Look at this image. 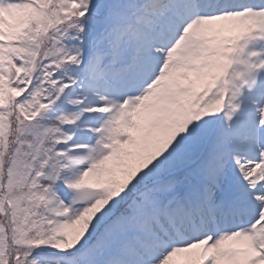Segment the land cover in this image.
<instances>
[{
    "label": "rangeland",
    "instance_id": "rangeland-1",
    "mask_svg": "<svg viewBox=\"0 0 264 264\" xmlns=\"http://www.w3.org/2000/svg\"><path fill=\"white\" fill-rule=\"evenodd\" d=\"M144 1L126 0L112 23L103 7L104 35L90 38L84 63L60 74L57 99L71 113L65 118L68 132L53 148L61 169L40 196L48 223L34 229L27 217L19 234L0 222V233L6 234L0 239V264L27 263V246L36 245L45 252L33 264H151L162 250L166 254L159 264H264V210L250 217L247 211L244 217L250 221L244 227L207 235L194 246L181 244L188 236L176 224L161 223L162 231L153 234L157 213L169 208L181 212L177 208L182 201L198 203L210 196L219 210L225 197L236 204L234 197L244 190L248 202L264 203V184L247 185L260 176L258 167H243L252 161L253 149L247 145L254 138L250 146L260 147L264 137V20L257 15L261 8L232 10L214 20H204L211 13L199 20L186 14L181 22L175 14L152 12ZM181 4L176 3V12L184 7ZM45 16L30 0H0V105L12 95L7 42L34 36L26 31L35 18L39 28L48 29L51 23ZM87 41L83 36L66 37L78 56ZM106 43L118 48L109 50ZM144 76L148 81L140 88ZM226 79L230 88L220 100L218 91L213 102L198 97ZM180 85L190 92L174 90ZM197 110L208 112L211 118L204 121L210 120L213 134L184 140L195 133ZM8 119L0 130V186L30 174L25 151L29 138L17 141ZM179 168L178 174L157 181L158 175ZM132 173L153 182L128 215H113L114 200L122 193L119 186L126 185ZM22 200L30 209L28 195ZM3 201L2 196L0 204ZM237 211L242 214L241 202ZM157 239L164 245L152 249L148 241ZM70 249L76 253L69 254Z\"/></svg>",
    "mask_w": 264,
    "mask_h": 264
},
{
    "label": "trees",
    "instance_id": "trees-1",
    "mask_svg": "<svg viewBox=\"0 0 264 264\" xmlns=\"http://www.w3.org/2000/svg\"><path fill=\"white\" fill-rule=\"evenodd\" d=\"M44 42V46L37 52V55L38 54H43L42 55V58H48L50 55H52L51 53L53 54H57V52L55 51V48L58 47V44H56L54 46V44L56 43V40L52 39L48 42V37L46 38ZM20 44V43H18ZM51 52V53H50ZM61 53H62V50H61ZM14 55V53H13ZM14 81H15V78H14ZM11 83H13V80L11 79ZM21 97V96H20ZM18 97L17 96H14V97H11L10 98V103L11 105L9 106V104H6L5 105V108L6 109V114H5V119L7 120L8 118V121H10V124H12L13 126V129H14V132L15 134L19 137H16V140L19 141V142H22L24 143L23 140L26 141L25 138H30L31 137V134H30V130H28L24 125H22V121L20 119V117L17 115V113L21 114L24 116V118L27 120V122L29 123V125L33 126L35 128V134H40L41 130L44 131V129L47 131L48 130V127L46 125V120L43 118L42 116V111L41 109L43 108L42 106H40V104H37V105H34L33 107L30 108L27 107V111L23 110L22 107L19 106V104H24L26 102V98L25 97ZM8 103V102H6ZM17 112V113H16ZM44 128V129H40V128ZM0 130L2 131L3 130V126L0 124ZM28 132H29V135H28ZM2 135H5L3 133H1ZM47 136H46V133L44 131V134L42 135L41 139H40V145H38V147L42 150V153H39L40 154V158H41V155L42 156H45L47 155V148L48 150L50 149L51 145H52V141L49 140L48 138L45 139ZM18 138V139H17ZM4 142H3V147L6 146L7 144V137L4 136L3 138ZM17 144V142L15 143V145ZM22 152H23V149H22ZM49 155V153H48ZM51 161H52V158H51ZM43 162H46L45 160ZM53 168H54V171L56 170V162H51ZM48 166V164H46L44 167ZM52 166L49 164V166L47 167V170L48 168H50V170L52 168ZM42 168L43 171H45V168ZM42 170L40 171V173L42 174ZM46 170V172H47ZM42 176H44L46 178V175L45 174H42ZM42 177L38 176V181L34 184L33 186V189H41L42 186L44 184H41ZM41 179V180H40ZM54 177H50L49 178V182L53 181ZM23 185H27L25 182H22ZM138 185H140V181L138 179V177H134V179L132 178L131 181L129 182V184L127 185L126 187V191L123 192L119 198L116 199V207H117V211L118 212H123L125 210V205L127 204V197L129 196L130 194V191H128V187L131 188V187H137ZM128 191V192H127ZM112 192V188L110 189V194ZM42 194V189L39 191V196ZM40 203H38L39 205ZM35 210V208H34ZM33 213L35 214V216H30L28 215V224L31 225V228L34 227V223L35 222H39L41 221V223L43 222L44 224V220L45 218H43L39 212H34ZM30 214V213H29ZM11 221L13 222V217L11 219ZM2 222V221H0ZM24 224H25V219L23 218L22 220L20 221H17V223L14 225L15 229H16V232H20L25 230L24 228ZM15 234V233H14ZM0 239H4L6 237V234L5 232H1L0 233ZM10 243V242H9ZM8 243V244H9Z\"/></svg>",
    "mask_w": 264,
    "mask_h": 264
},
{
    "label": "bare ground",
    "instance_id": "bare-ground-1",
    "mask_svg": "<svg viewBox=\"0 0 264 264\" xmlns=\"http://www.w3.org/2000/svg\"><path fill=\"white\" fill-rule=\"evenodd\" d=\"M257 15H258V17L260 19L263 18V20H264V8L263 9L261 8V10L257 13ZM214 19H217V15H214L211 20H214ZM168 215H169V217L171 219V222H173V223L175 222V223L180 224V225H182L183 223L184 224L185 223H188L189 220H190V218H191V217H188V216L186 217L185 214H183V213H179V214L171 213V214H168ZM205 216L206 215H203V217H202L203 218L202 227L200 228V226H197L198 229L200 228L201 230H203V229H206L207 228V226H208L209 223H208V221H207V219H206ZM155 229L156 230H155V232L153 234L158 233L160 231V228L158 226H156ZM193 241H195V240H193ZM148 243H149V245H151L150 247L152 249L157 248V245H159L155 240H150V241H148ZM191 243H193V242H191ZM191 243L188 246H191L192 245ZM195 243L197 244V242H194L192 246H194ZM152 261H155L156 263H158V258L157 257H154L152 259ZM151 264H155V263H151Z\"/></svg>",
    "mask_w": 264,
    "mask_h": 264
}]
</instances>
